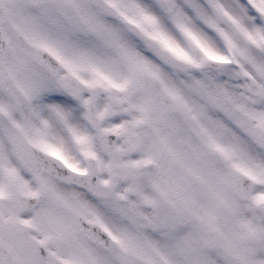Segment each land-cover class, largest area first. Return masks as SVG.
<instances>
[{"label":"rangeland","instance_id":"rangeland-1","mask_svg":"<svg viewBox=\"0 0 264 264\" xmlns=\"http://www.w3.org/2000/svg\"><path fill=\"white\" fill-rule=\"evenodd\" d=\"M202 2L149 4L151 12L134 21L141 37L130 38L129 52L115 49L120 46L113 39L109 11L100 16L98 42H71L59 20L45 16L47 9L33 33L13 26L24 39L52 51L62 61L63 73L89 79L77 104L65 101L55 85L33 87L29 82L37 70L24 53L26 42L7 36L12 44L7 69L21 84L0 88V148L15 144L10 137L16 123L27 130L26 112L40 115L45 108L52 134L75 161L86 160L98 173L97 196L90 204L98 210L97 223L112 236L114 250L106 254L98 247V259L86 254L79 264H264V146L249 141L235 125L240 120L264 130V0ZM162 29L171 32V39L166 35L171 47L156 31ZM213 60L231 64L216 71L207 66ZM153 83L155 91L178 101V116L158 108L146 111L145 93ZM95 89L101 128L118 135L113 157L84 118L83 105ZM45 95L66 104L46 102ZM106 95L122 107L110 106ZM26 101L35 104L36 112L26 111ZM231 172L254 180L245 200L234 195ZM150 235L162 241L161 251ZM69 244L81 247L73 239Z\"/></svg>","mask_w":264,"mask_h":264},{"label":"flooded vegetation","instance_id":"flooded-vegetation-1","mask_svg":"<svg viewBox=\"0 0 264 264\" xmlns=\"http://www.w3.org/2000/svg\"><path fill=\"white\" fill-rule=\"evenodd\" d=\"M39 1L0 0V13L3 10L8 17L3 26L4 33L13 38H22V34L13 27L22 25L26 26V32L33 33L36 24L39 21L43 22L41 11L47 9L48 15L45 16L52 18L53 21L59 20L60 31L63 30V35L71 42L87 40L98 42V36L103 32L100 16L105 11H109L113 17L111 21L114 30L113 39L120 46L115 49L129 52L131 51L129 41H132L130 38L140 37V33L136 32L134 27V21L144 13H150L149 4H157L160 0H41L42 3ZM198 1L203 4L202 0ZM239 1L244 3L248 0ZM247 4L258 5L257 2H247ZM134 5L142 9L140 13L135 10ZM59 10H62V16ZM153 16L159 23V18L163 19L158 18L155 13ZM172 21L170 20L169 24ZM160 24L168 25L163 21ZM54 32L59 33L55 29ZM161 33H163L162 40L168 42L171 47L173 44L168 40L172 38L171 32L165 33L163 30L159 32ZM40 35H43V32ZM25 41H28L32 50L35 49L36 46L30 43L32 41L28 38ZM202 45L203 42L201 47ZM201 47L196 45L194 52L199 53ZM28 52L25 48L24 53ZM33 65L37 74L31 76L32 81L29 83L35 88H52V85L58 87L61 78L65 76L76 79L72 73L55 77L44 68L34 63ZM86 81L89 82V79L84 78L83 82ZM8 84L15 86L21 82L10 81ZM155 86V83L147 86L145 93V109L149 114L156 109V100L158 102L166 96L155 91ZM92 94L90 93V96ZM95 94L97 95L96 92ZM42 99L64 106L59 98L45 95ZM36 109L33 103L26 111L36 112ZM42 112L40 115L26 112L27 130L23 131L16 123V128L13 129L15 133H11L10 137L14 139L15 144H10L9 141L7 147L0 148V264H47L55 259L69 264H79L83 263L82 257L86 254L98 259V244L94 239L96 227L87 225L90 233L84 234L73 225L76 214H81L90 223L98 224V210L90 204V199L97 196L96 191L86 192L33 166L34 162L41 160L42 155L29 143L44 152L55 154L69 165L77 163L73 152L61 144L58 136L52 134L46 109L43 108ZM16 121L25 126L22 115H17ZM249 126L254 125L249 123ZM253 128L258 134L264 133V130L257 126ZM93 133L98 134V132ZM1 139L0 135V141ZM4 142H7L6 138ZM257 144L262 147V141ZM72 239L81 247L76 245L70 247L69 243Z\"/></svg>","mask_w":264,"mask_h":264},{"label":"water","instance_id":"water-1","mask_svg":"<svg viewBox=\"0 0 264 264\" xmlns=\"http://www.w3.org/2000/svg\"><path fill=\"white\" fill-rule=\"evenodd\" d=\"M3 17L0 16V85L3 83V81L5 82L7 80L8 77V72L5 69V60H6V52H7V47L8 44L4 38V35L2 33V23L4 22V20L2 19ZM32 57L34 59H36L37 57H39V62L41 64H43L45 67H48L49 69L51 68H58V63L56 62V60H54L52 57H50L48 54H46L45 52H43V50L38 49L36 50V53L34 54V56L32 55ZM42 59H44V61H42ZM57 70L55 71L56 74ZM72 80H68L65 79L63 80L61 86L62 88L72 94V95H77V87L76 84L74 82H71ZM172 100H165L163 101V103H160L161 106L165 109L171 110L173 113L177 112V107L176 105H174V103L171 102ZM95 102L90 103L89 105L86 106L85 110H86V117L87 121L93 126V128L95 129H99L100 128V124L97 122V118L95 117ZM238 126L241 127V124L238 123ZM249 137L254 140L257 141L258 137L256 135H254L253 133L249 134ZM102 138L105 141V144L107 146L108 152L110 154H114L115 153V149L114 144L117 140V136L115 134H102ZM262 138H264V136H262ZM56 169H54V167L51 168L50 172H55ZM92 175V174H89ZM87 176H80V175H74V174H68L66 173V179L68 181H71L75 184H78L79 186H83V187H89L91 186V184L86 183L85 178L88 177ZM233 177V189L236 193V195H238L240 197V199H244L245 198V194L247 192H252V187H253V181L251 179H249L248 177H246L245 175L242 174H232ZM96 178H94L92 180V186L96 185ZM262 211L264 212V208L262 209ZM98 244H100L102 246V248H104L106 251L111 249V242L110 239L108 238L107 234L98 228ZM55 264H59V263H55Z\"/></svg>","mask_w":264,"mask_h":264},{"label":"bare ground","instance_id":"bare-ground-1","mask_svg":"<svg viewBox=\"0 0 264 264\" xmlns=\"http://www.w3.org/2000/svg\"><path fill=\"white\" fill-rule=\"evenodd\" d=\"M129 50L133 51V48H132V44L129 42ZM163 72L166 74V75H169V72H167L166 70H163ZM250 222V221H248ZM149 238L154 242L156 243V245L159 247L160 251H161V248L163 246V243L162 241H160V239L158 240V237L157 236H154V235H150ZM164 253H167L169 255V251H165Z\"/></svg>","mask_w":264,"mask_h":264}]
</instances>
